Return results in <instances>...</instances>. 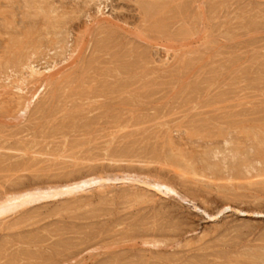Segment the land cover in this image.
Returning a JSON list of instances; mask_svg holds the SVG:
<instances>
[{"label": "rangeland", "instance_id": "obj_1", "mask_svg": "<svg viewBox=\"0 0 264 264\" xmlns=\"http://www.w3.org/2000/svg\"><path fill=\"white\" fill-rule=\"evenodd\" d=\"M160 2L0 0V264H264V0Z\"/></svg>", "mask_w": 264, "mask_h": 264}, {"label": "bare ground", "instance_id": "obj_2", "mask_svg": "<svg viewBox=\"0 0 264 264\" xmlns=\"http://www.w3.org/2000/svg\"><path fill=\"white\" fill-rule=\"evenodd\" d=\"M160 1H161V2H160L159 5H158V7H160L159 9H161V7H162V8H163V7L166 8V5L169 4V0H160ZM177 4H178V2H177ZM183 4H184V3H183ZM156 5H157V4H156ZM180 6H181V5H180ZM146 7H147V6H146ZM148 7H150V6H148ZM167 7H168V5H167ZM164 8H163V9H164ZM168 8H170V7H168ZM168 8H167V9H168ZM152 9H154V8H153V7L146 8V12H147V14H148V13H151V12H152ZM157 10H158V9H157ZM163 11H164V10H163ZM168 11H169V10H168ZM153 13H154V12H153ZM153 13H152V14H153ZM160 13H161V12H160ZM35 14H36V13H35ZM158 14H159V13H158ZM39 15H40V14H39ZM153 15H154V14H153ZM161 17H162V16H161ZM166 18H167V17H166ZM152 27H153V26H152ZM159 29H160V28H159ZM35 35H36V34H35ZM33 36H34V35H33ZM15 40H16V39H15ZM93 61H94V60H93ZM89 62H90V61H89ZM185 62H186V61H185ZM86 63H87V62H86ZM93 63H94V62H93ZM180 67H181V66H180ZM31 69H33V68H31ZM35 70H36V69H35ZM38 70H39V69H38ZM30 72H31L32 74H33V73H35V74H39V73H40L39 71H34V69L31 70ZM85 85H86V84H85ZM78 86H79V85H78ZM67 91H68V90H67ZM75 92H76V91H75ZM74 94H75V93H74ZM65 97H66V96H65ZM62 130H63V129H62ZM198 130H199V129H198ZM205 135H206V133H205ZM83 182H86V181H83ZM86 183H87V182H86ZM76 184H77V183H76ZM74 185H75V184H74ZM75 186H76V185H75ZM154 186L157 187V188H158L159 186H164L168 191L174 192V190H173L170 186H168V185H166V184H160V185H159V184H155V183H154ZM54 192H55V191H54ZM51 193H52V192H51ZM25 195H27V194H25ZM32 195H33V194H30V196L33 198L35 195H34V196H32ZM54 195H55V194H54ZM16 196H17V195H16ZM27 196L29 197V195H27ZM13 197H15V196H13ZM23 197H25V196H23ZM11 198H12V197H11ZM25 198H27V197H25ZM29 198H30V197H29ZM13 199H14V198H13ZM7 200L9 201V200H12V199H10V198L8 199V198H7V199L5 200V202H6ZM21 200L23 201V198H22ZM21 200L19 201L20 204H21V202H22ZM26 200H27V199H26ZM8 201H7V202H8ZM16 201H17V200H16ZM24 201H25V200H24ZM11 202H12V201H11ZM25 202H26V201H25ZM22 203H23V202H22ZM8 204H9V203H8ZM14 204H15V203H14ZM18 204H19V203H18ZM20 204H19V205H20ZM3 205H4V204H3ZM16 205H17V204H16ZM21 205H22V204H21ZM8 206H9V205L6 204V205H4V207H1V208H0V213H1V212L3 213V212L5 211V208L8 207ZM6 210H7V209H6Z\"/></svg>", "mask_w": 264, "mask_h": 264}]
</instances>
